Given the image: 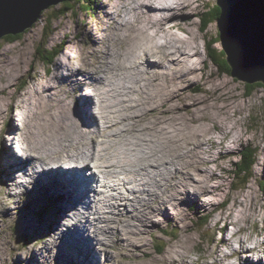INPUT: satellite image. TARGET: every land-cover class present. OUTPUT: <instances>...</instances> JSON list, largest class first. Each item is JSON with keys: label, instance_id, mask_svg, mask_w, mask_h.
<instances>
[{"label": "rangeland", "instance_id": "374dc122", "mask_svg": "<svg viewBox=\"0 0 264 264\" xmlns=\"http://www.w3.org/2000/svg\"><path fill=\"white\" fill-rule=\"evenodd\" d=\"M135 1L138 0H72L69 3L72 5L68 4L71 9L59 17L60 12L67 6L64 0L45 9L39 20L21 33L19 39L10 41L6 36L0 39V203L4 198L7 201L8 197L11 199L13 196L7 205L3 204L4 209L12 206L13 214L3 218V210L0 209V232L6 224H12L11 227L6 226L0 236V264H264V245L259 246L264 242V90L258 87L248 94V87L244 82L224 73L227 67L222 53L218 54L221 64L219 67L210 62L206 51L213 39L219 38L220 41L219 30L217 22L206 25L203 22L201 25L200 18L203 13L215 7L216 0H196V4L186 9L185 16H182L184 18L180 19L184 24L183 30H172L179 36L193 41L199 53L195 55L194 64H191L193 67L187 73L178 71V67H175L169 86L165 88L167 92L162 90L152 80L153 77L144 64L141 63L137 71L120 57L118 50L122 51L127 47L124 43L114 42V37L108 42L105 39L110 34V25H105V20L110 19L106 17L109 11L119 12L122 19L129 20ZM191 1L193 3V0ZM261 2L264 7V0ZM56 15L58 18L51 21ZM116 16L115 20L119 18ZM199 24L202 30L208 29L200 32ZM88 25L97 36L104 37L103 40L92 37V33L87 31ZM164 34L160 33L157 39L164 42L167 37H164ZM206 36L211 39L208 44L203 43ZM108 44L112 45L117 53L113 59H102L100 56L104 55L103 50ZM212 46L219 52L223 50L221 42ZM54 49L60 52L48 63L40 60ZM92 56H95V59L89 62L88 58ZM95 66H99L100 71L92 73L95 75L93 81L84 85L90 87L94 95V87L102 89V92L97 91V102L105 107V111L100 112L95 108L96 113L92 114L95 125L90 127L91 124H86L90 115L87 104L91 105L94 95L90 97L85 94L87 102L81 103L82 96L89 89L79 88L78 94L75 93L70 99L71 93L66 90H72V87H62V80L66 72H90ZM112 67H119V74L111 76V80L118 81V76L124 77L115 95L105 91L104 85L106 77L110 76L104 72ZM213 71L218 72L219 78L227 76L233 79V82L229 78L218 80ZM140 81L142 88L138 86ZM223 91L227 92V97L220 99L219 95H222ZM37 93L45 102H32ZM60 97L63 101L56 105L55 102ZM73 99H79L81 120L73 109ZM55 111H60L67 117L65 124L71 125L72 128L74 125L78 126V134L85 133L87 140L95 147L96 142L115 136L114 125L119 124L118 120L114 122L117 117L129 121L126 123V132H117V140L108 144L109 153L101 159L87 157L90 161L87 167L93 165L103 173V179L107 176L106 170L112 169V179H119L121 182L117 188L106 194L109 195L106 196L109 201L113 202L111 199H114L116 204L107 207L104 212L95 211L97 199L93 194L89 193L81 201V218L84 216L82 222L88 223L85 220L88 217L91 224L89 225L92 226L85 228L90 232L91 242L85 231L81 234L79 226L73 227L71 224L68 228L73 229L63 233V237L68 240H63L62 236L59 240V229H56L58 220L61 221L57 228L61 227L59 225L67 218L66 209H71V214L76 213L74 207L77 205H60L65 195L54 193L58 190L53 186L55 180L47 184L38 183V188H43L38 190V193L32 188L30 191L27 188V185L31 187L35 184H30L28 177L35 176L40 167L44 170L49 160L41 161L37 158L33 168L29 169V166L25 165L21 172L12 162L16 156L14 147L18 146V150L26 149L27 144L35 142L38 139L35 125L39 118ZM197 112L216 115L222 127L219 130L212 129L211 118L194 125L189 118ZM97 115L103 123H107L102 125L106 135L94 141L93 134L98 131ZM103 115H109L112 121L106 122ZM158 115L185 118L190 135L188 140L199 134L203 128H210L213 136H216L214 143L199 145L198 152L190 156L193 167L188 166L183 180L173 179L168 173L161 174L162 170L159 171L144 160H138L131 152L132 140L135 137L143 140L142 134H148V128L154 124ZM112 122L113 124H108ZM14 125L17 130L11 133L10 128ZM70 137V132L61 135L52 147V151L61 156V164L68 161V158L63 161L64 155H71L73 160L78 155L77 151L69 150L72 147L66 140ZM10 139L13 141L10 142ZM74 140L75 138L71 137V141ZM117 142L119 144H116ZM115 144L119 148L117 155L113 153ZM9 145L13 147L11 152H4ZM248 145L256 148V161L246 185L235 188L237 183L235 184L236 179L233 177L234 163L239 160L242 148ZM177 151L174 152L176 156L178 153L179 156L184 155L183 151ZM147 155L152 162L158 161L154 163L165 170L167 160H163V156L161 159L151 153ZM6 157L13 165L9 166L10 160L6 161ZM108 160H113L114 165L105 166L104 163ZM125 165L130 167H124ZM132 165L145 168L133 174ZM116 166L121 167V170H114ZM87 167L80 168L81 174L86 173ZM7 173L18 177L16 192L13 194L8 188L9 184H6L9 178ZM119 173L125 174V180L119 178ZM133 175L137 180H131ZM93 176L96 181V176ZM38 178L40 179V175ZM143 178L145 188L148 183L153 185L151 192L155 191L154 196L150 194L139 197L130 190L132 198H126L119 192L118 188H121V185L127 186L128 182H134L136 188H144ZM33 188L37 189V185H33ZM28 193L32 194L30 199ZM114 194L119 197L111 196ZM92 198L96 199L95 202ZM87 199L88 204L90 202L88 209L85 205ZM145 200H149V204L144 207L143 217L135 216L136 212H142L139 205ZM194 201H198L200 205ZM59 207L60 212L57 210ZM86 213L87 215H84ZM99 213L107 214L111 218L103 216L98 221L96 217H102ZM205 215L208 216L206 223H202ZM128 222L131 223L128 225ZM84 223L83 225L88 226ZM128 226L135 229L130 234L126 231ZM98 230L103 234L100 236L102 239L98 237ZM30 231L33 233L30 234ZM75 231L81 234L86 242L77 240L73 244L76 248L72 249L71 240L77 239ZM54 233L56 239L53 237ZM25 242L27 243L24 244ZM180 249L184 252L183 255L180 254ZM234 249L238 250L235 254Z\"/></svg>", "mask_w": 264, "mask_h": 264}, {"label": "bare ground", "instance_id": "6f19581e", "mask_svg": "<svg viewBox=\"0 0 264 264\" xmlns=\"http://www.w3.org/2000/svg\"><path fill=\"white\" fill-rule=\"evenodd\" d=\"M195 1L196 0H193V3H192L191 0H138V1H135V3H134L133 14L129 20L122 19V17H120L118 14L119 12L113 13V12L109 11V13H108L109 15L107 14L106 17H109L110 19L105 20V25H110V34H108L105 37V39L108 42L109 40L111 41L112 38L114 37V40H115L114 42L118 41L120 43H124L127 47L122 51L118 50L120 57L128 64V66H133L132 69H136L137 71H139V67H140L141 63L144 64L148 73L153 77L152 80H154L155 83L158 84V86L162 90L167 92V89H165V88L167 86H169L168 83L170 81V77H172L174 75L175 67H176V69L178 67V69H177L178 71L180 70V71H183V73H187L188 71H190L192 69L193 66H191V64L192 63L194 64V58L197 56L196 54L199 53L198 52L199 50L197 49V45H195L193 41H191L187 38L181 37V36H179V34L177 32L172 31L173 29L183 30L184 24L182 23V20L180 21V19L184 18L182 16H185V14H184L185 10L188 9L192 4H194ZM116 15H118V17H119L118 18L119 20L116 18L118 21L115 20V17H117ZM202 15H204V13ZM202 15H201V18H202ZM201 18H200V20H201ZM201 25H200V32H204L201 29V27H202ZM206 29H208V28H206ZM87 31L90 34L92 33L91 34L92 37L94 36V38L97 40H103V38H104L102 36L101 37L97 36L92 31L90 25L87 26ZM160 33H165L166 35L164 34V37L167 36L166 40L164 42H161L157 39V37L160 35ZM210 33H211V29H210ZM111 35H112V37H111ZM210 35H208V36H210ZM208 36L205 37V40L203 41V43L208 44V42L211 40L208 38ZM109 37H111V38L109 39ZM213 40H216V39H213ZM114 49L115 48L112 45H110V44L106 45L105 49L103 50L104 55L100 56V57L102 59H105L108 57L107 60L113 59L115 57V54L117 53ZM94 59H95V56H92L90 59L88 58V61L92 62V61H94ZM210 62H212V61L210 60ZM135 63H136V65H133ZM195 66H196V64H195ZM180 67H182V68L180 69ZM118 68L119 67L107 68L104 72V74H107V73L110 74V76L106 77V79L104 81L105 91H107L108 93L113 94V95H115V92L118 90V87L120 86L119 83L121 82V79H124V77H121V76H118V78H117V80L119 82L110 79L111 76L119 74L117 72ZM98 71H100L99 66H95L94 68H91L90 72L81 71L79 74H71L70 72H66L65 76L63 77V80H62V87H63V85H69L72 87L71 88L72 90H70V89H69L70 91L66 90V92L68 91L69 93H71L70 99L73 98V96H75V93L78 94L77 90L79 88L80 89L81 88H88L89 91L87 93H84V96H82L83 99L80 100L81 103H83L84 101L87 102L88 98L85 94L92 97V94L94 92H91L92 89L86 85L88 84L89 81H93L92 78H94L95 75L92 73H95ZM192 72H191V74H192ZM213 73H214V75H217L216 78L218 80H221L222 78H229L230 81L233 82V79H231L230 77L223 76L222 78H219L218 72L213 71ZM224 73H227L226 70H224ZM185 76H187V75H185ZM227 82H228V80H227ZM143 83L145 84V82H143ZM84 84H86V85H84ZM138 86H140L142 88V81L138 82ZM192 87H195V86H192ZM93 91H95V95L93 94L94 98L93 97H92L93 99L91 98V103H90L91 105H89V103L87 104L88 107L90 108V115H88V117H87L86 122H88V123H86V124H91L90 127H94V125H95V119L92 116L93 112L96 113V109H99L100 112L105 111V109H104L105 107L102 106V104L100 102H97V91L102 92V89L99 90L97 87L96 88L94 87ZM66 95H67V93H66ZM222 95H219L220 99H221V97L226 98L227 92L223 91ZM145 97H146V95H145ZM29 100L30 99H28V101ZM41 101H44L43 97L40 96L38 93L33 96V101H32L33 103H38ZM62 101H63V98L60 97L55 103H56V105H59L60 102H62ZM144 101H145V99H143V102ZM204 101H205V99H204ZM30 102H31V100H30ZM72 103H73V109L75 110L76 114L78 115V117L81 120V111H80V108L78 106L79 99H75V100L73 99ZM130 104H131V102H130ZM140 107H141V105H140ZM136 108H134V109H136ZM137 111H139V110H137ZM66 118L67 117L60 111L51 112V114H49V115L41 116L35 125L38 139L35 142H31V143L27 144L26 149L21 148L20 150L16 151V156H14V158L12 159V162L16 164V166H17L16 169L17 170L19 169V172H21L22 171L21 168L25 167V165L29 166V169L33 168L35 166L37 158L41 159V161L49 160V164L44 170H42V168L40 166H38V167H40L39 170H37V168H35V170H37L35 176L28 177L29 181H31L29 183L30 184L35 183V184H32L31 187L29 185H27V188L29 189V191L32 188L35 192L38 193L39 192L38 190H40V191L43 190V188H40V189L38 188L39 187L38 183L39 184H47L51 180L52 181L55 180L56 183H54L53 186H56L59 191L58 190H57L58 192L54 191V193H56V195L61 194V196L65 195V199L63 200V202L60 205H62V206L66 205V204L77 205L76 207H74V209L77 211L76 213L71 214L72 210L66 209L67 218L64 219L62 224L59 225L61 227L57 228V225L61 221V220H58V223L56 224V229H59V233H60L58 235L59 240H60V236L63 237L64 232L68 233V231L73 229L74 226H79L81 234H84V231H85L88 234V237L90 240L89 242H91L92 239L90 238V236H91L89 234L90 232L88 233V229H85V228H89V226L91 224L89 222L88 217H87V219H85L88 221V223L82 222V220H84L83 219L84 216L81 218V215H82L81 212L83 213L82 207H81V205H82L81 201L83 199H85L89 193H90V195L93 194L94 197H96V199L98 200L97 201L95 198H92L94 202L96 200V204L94 205L95 211L96 212H104L105 210L108 209L107 207H112L114 203L116 204V201L114 199H111L113 202L109 201V198L106 197L109 195H106V194L108 192H110L111 189L117 188L118 184H120L121 182L119 179H112L113 178L112 176H114L113 175L114 171L112 169L106 170L107 176H105L104 179H103V176L99 178V175H98L99 171L93 165H90L89 167H87L89 165V162H90L87 160V157L101 159L105 156L106 153H109L110 147L108 146V144L117 140V135H118L117 132H120V133L126 132V130L128 128V125H126V123L128 124L129 121L128 122L125 121V119H123L120 116L117 117L114 120V122H116L118 120L119 124L114 125V135L115 136H113L112 138H108L106 140L100 141V142H96V147H95V146H93V144L91 145L89 140H87V136L85 133L83 135L78 134V131H77L78 126L74 125V127L72 128L71 125L65 124ZM103 118L106 120V122L112 121V119L109 117V115H103ZM206 118L212 119V122H213L212 129L219 130L222 127L217 120V116L213 115L211 113H199V112H197L196 114H194L192 117L189 118V121L195 125L197 122L199 124H200V122L201 123L204 122L202 120H204ZM97 121H98V131H96L95 134H93L95 136L94 141L98 140V137H100V136L105 137V135H106L105 131L102 129L103 128L102 125L107 124V123H103V120L100 119V117L98 115H97ZM108 124H113V122L108 123ZM184 127H186V129ZM16 128L17 127L15 125L11 126L10 129L12 132L11 131L10 132L15 133L17 130ZM67 132H70L71 137L75 138L74 141H71V137H70V139L66 140L68 142V144L72 147V149H69V150L70 151L74 150V151L78 152V155H76L74 157V160H73L71 155H68V156L64 155L63 161L65 160V158H68L69 161H71L72 163L75 164L73 166L74 169L72 170V174H73V176H76V178H71V179L67 178L70 176L71 172L66 171V169L71 168V164H67L66 166L64 165L65 163L61 164L62 163L61 162V156L59 154H57L56 152L54 153L52 151V147L59 140V137L65 133H67ZM147 132H148V134L147 133L142 134L143 140L137 139L134 135L135 139L132 140V144H131L132 145V147H131L132 148V150H131L132 154L134 155V157L138 158V160H144L147 164H150V166L158 169L159 171L162 170L161 174L168 173L169 175H171V178H173V179L176 178L178 180L185 179V177H184L185 176L184 175L185 170L187 168L189 169L188 166L193 165L192 161L190 160V156L192 154H195L198 152V146L203 144V143H206V142L214 143L216 140L215 139L216 136L215 135L213 136V133L210 131V128H203V130H201L199 134H196L193 138L188 140L187 138L190 135H189L188 130H187V120L185 118H182V117L173 118V117L165 116V115H158L156 117V121L154 122V124L150 128H148ZM16 135L19 136L18 133H16ZM107 135H109V134H107ZM11 141H13V139H10V142ZM6 144H8V143H6ZM116 144H119V143L117 142ZM116 144L114 145V148H113V153L115 155H117V153L119 151V148L117 147ZM189 145H190V147H189ZM219 147H223V146H219ZM12 148L13 147L11 145H9L7 150L4 149V152H11ZM177 150L183 151L184 155L179 156L178 155L179 153H178L176 156L174 154V152ZM102 151H105V153H101ZM31 152H33V154ZM148 153H151L154 156H157L161 159L163 156L164 157L163 160H167V163L165 162L166 163V165H165L166 172H165V170H163V167L160 168L156 163H154V162H158V161L152 162L150 160V158L147 155ZM17 154H18V156H17ZM5 160L8 161L10 159H8L6 157ZM75 160H77L79 162V164L78 163L76 164ZM12 162L10 160L9 166H11ZM59 162H61V163H59ZM104 164H105V166H112V165H114V162H113V160H108ZM126 166H129V165H125L124 167H126ZM61 167H62V169H61ZM63 167L65 168L64 170H63ZM84 167H87L86 173L84 172L83 174H81L80 168H84ZM91 168L96 169V171H98V172H96L95 170L90 172ZM144 168H145V166H142V169H144ZM113 169L116 171H120L121 167L116 166ZM132 169H134V171H132L133 174H134V172H140L142 170L141 167L138 168L134 165H132ZM7 174L9 175V173H7ZM22 175L24 176V174H22ZM39 175H40V179L38 178ZM50 175H52V176H50ZM93 175H95L97 179H102L101 185L106 187L107 191H102V190L100 191V190L94 189L93 182L95 181V178ZM124 175L125 174L119 173V178L125 180ZM16 178H18V177H16ZM16 178L14 175L10 174L9 178L6 181V184H9L8 188L10 189V192L12 194L16 192L15 188H16V184L18 182V180ZM131 178H132L131 179L132 181L137 180V177L135 175H133ZM143 179H144V182H143L144 188H142V187L136 188L134 182H131V183L128 182V183H126L127 186L124 187L123 185H121L120 186L121 188H118L119 192L121 194H124L126 198H129L130 196L132 198V195L129 192L130 190L133 191V193L137 194L139 197L149 196L150 194H151V196H154L155 191L152 190V192H151L153 185L151 186L150 183H148V187L145 188V178H143ZM25 180H26V178H25ZM33 185H37V189H34ZM53 186H51V187H53ZM22 190H24V189H22ZM88 190H89V192H88ZM125 191L127 193H125ZM25 193H27V190H25ZM31 196H32V194L30 193L29 199ZM111 196L119 197L115 194L111 195ZM11 199H13V196L11 197ZM11 199L8 197V200H11ZM88 199H89V197H88ZM88 199H87V204L85 203L86 207L87 206L89 207V204H90V202L88 204ZM8 200L6 201L4 198L3 202L0 203V209L3 210V213H2L3 218L10 217L8 215L13 214V207L12 206H10V208L6 207V209L3 208V204L7 205V203H9ZM194 203H195V201H194ZM148 204H149V200L141 201L139 206L142 208V212H136L135 216H139L140 218L143 217V215H144L143 212L145 211L144 207L148 206ZM195 204L200 205V203L198 201H196ZM88 207H87V209H88ZM201 207H202V204H201ZM57 210L60 212V207L57 208ZM111 210H114V208H111ZM86 211H88V210H86ZM61 214H63V213H61ZM69 214H70V216H69ZM99 214L102 217L97 216L96 219L98 221H100L101 218H103V216H105V218H107V219L111 218V216H108L107 214L106 215H102L103 213H99ZM84 215H87V213ZM64 218H65V215H64ZM72 218H73V220H72ZM106 222H108V221H106ZM83 223L87 224L88 226L83 225ZM108 223H110V222H108ZM130 223L131 222H128L127 224L129 225ZM70 224L72 226L73 225L74 226L72 228H70V227L68 228V226ZM8 225H10V227L12 226L11 223H8L2 228V230L5 229V227ZM90 227H92V226H90ZM63 228H64V230H67V231H64ZM2 230L0 232V236L4 232ZM75 230H76V228H75ZM134 230L135 229L131 226H128L126 228V231L129 234L132 233ZM22 232H23V234L25 233L24 231H22ZM71 232H73V231H71ZM32 233L33 232L30 231V234H32ZM97 233L99 234V236H98L99 239H102V238H100V236H103V234H101L100 230H98ZM81 234H79L78 232L75 231V235L77 236V239L74 240L72 237H70L73 239V240H71L72 244L69 242L68 243L72 245V249L76 248V246L73 244L76 243L77 240L80 242L81 241L86 242L85 238L82 239ZM53 237H54V239H56L55 233H54ZM63 240H68V239L64 238ZM223 240H224L223 242L226 243L225 239H223ZM69 241H70V239H69ZM26 243L27 242H25L24 244H26ZM44 245L45 244H43V246ZM262 245H264V242H261L259 244V246H262ZM22 246H23V244H22ZM88 246H91V245H88ZM233 252L235 254L238 252V250L234 249ZM180 254L181 255L184 254V252L181 249H180ZM229 255H230V253H229ZM219 260L221 261L222 258H220ZM219 260H216V261L218 262Z\"/></svg>", "mask_w": 264, "mask_h": 264}, {"label": "water", "instance_id": "95a60500", "mask_svg": "<svg viewBox=\"0 0 264 264\" xmlns=\"http://www.w3.org/2000/svg\"><path fill=\"white\" fill-rule=\"evenodd\" d=\"M64 0H0V39L25 32ZM219 37L232 77L264 86V7L261 0H216Z\"/></svg>", "mask_w": 264, "mask_h": 264}, {"label": "trees", "instance_id": "16d2710c", "mask_svg": "<svg viewBox=\"0 0 264 264\" xmlns=\"http://www.w3.org/2000/svg\"><path fill=\"white\" fill-rule=\"evenodd\" d=\"M72 0H65V3L67 4L66 9L63 10L62 12H60V14L58 15L59 17L61 15H63L65 12H67L68 10L71 9V6H68L69 3H71ZM72 5V4H69ZM219 13H220V9L217 5H215L214 8L210 9V11L208 10L204 15H202L201 18V23H211V22H216L218 17H219ZM58 16L56 15L55 17L51 18V21L54 19H57ZM205 16H207L205 18ZM204 26V24H203ZM203 31H205V29H203ZM51 33V31H50ZM7 38H10V41H15L16 39H19L20 34L17 35H8L6 36ZM220 42L219 38L217 40H213L211 43H209L208 49H207V55L208 58L212 61V63H214L216 66H220V62L218 59V54L222 53L224 58L223 61L226 63V67L227 70L226 72L230 74V66L226 61V56L223 50H221L220 52L216 49L213 48V44ZM51 51V50H50ZM46 52V51H43ZM60 51L57 50H53L50 53L47 54V57H41L40 60H42L44 63H48L53 57H55L56 54H58ZM218 52V53H217ZM248 87V91L247 93L250 94L254 89L260 87L264 90V86L262 83H254V84H245ZM256 148L252 147L250 145L245 146L244 148H242V150L239 152V160L237 162L234 163V170H233V177L235 180V184L237 183V185L235 186V188H242L246 185V183L248 182L249 178L251 177V173H252V169H253V165L256 161ZM207 215L204 216V218H202V223H206L207 220Z\"/></svg>", "mask_w": 264, "mask_h": 264}]
</instances>
